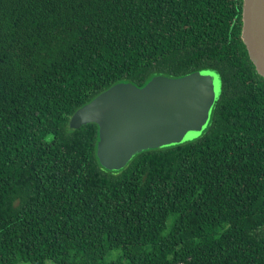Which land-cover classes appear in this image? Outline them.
Here are the masks:
<instances>
[{
	"label": "trees",
	"instance_id": "16d2710c",
	"mask_svg": "<svg viewBox=\"0 0 264 264\" xmlns=\"http://www.w3.org/2000/svg\"><path fill=\"white\" fill-rule=\"evenodd\" d=\"M242 27L243 0H0V264H264V77ZM202 69L221 91L194 139L109 170L99 125L70 126L116 83Z\"/></svg>",
	"mask_w": 264,
	"mask_h": 264
},
{
	"label": "water",
	"instance_id": "95a60500",
	"mask_svg": "<svg viewBox=\"0 0 264 264\" xmlns=\"http://www.w3.org/2000/svg\"><path fill=\"white\" fill-rule=\"evenodd\" d=\"M242 37L264 77V0H243ZM220 91L219 76L209 69L181 77L156 75L143 87L119 82L76 110L70 126L97 123L98 158L105 168L120 170L143 150L200 136Z\"/></svg>",
	"mask_w": 264,
	"mask_h": 264
},
{
	"label": "rangeland",
	"instance_id": "374dc122",
	"mask_svg": "<svg viewBox=\"0 0 264 264\" xmlns=\"http://www.w3.org/2000/svg\"><path fill=\"white\" fill-rule=\"evenodd\" d=\"M215 73H216V72H215ZM218 76H219V75H218ZM219 80H220V82H221L220 76H219ZM120 253H121V251H120V250H117V249H115V250H113V251H110V252L105 256L104 261L107 262V263H109V262L113 261L114 259H118V258L120 257ZM124 262H126V261H124ZM48 263H49V264H52L51 261H49ZM18 264H30V263L27 262V261H21V262H19Z\"/></svg>",
	"mask_w": 264,
	"mask_h": 264
}]
</instances>
